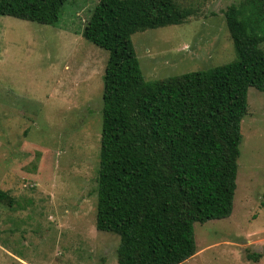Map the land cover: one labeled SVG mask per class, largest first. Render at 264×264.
<instances>
[{"label":"rangeland","instance_id":"rangeland-1","mask_svg":"<svg viewBox=\"0 0 264 264\" xmlns=\"http://www.w3.org/2000/svg\"><path fill=\"white\" fill-rule=\"evenodd\" d=\"M98 1L68 0L54 26L0 16V264H117L119 237L95 228L108 52L82 30ZM176 1L184 23L131 36L146 81L236 59L224 12L243 0ZM247 105L232 213L193 225L182 264H264L247 258L264 254V93Z\"/></svg>","mask_w":264,"mask_h":264},{"label":"trees","instance_id":"trees-1","mask_svg":"<svg viewBox=\"0 0 264 264\" xmlns=\"http://www.w3.org/2000/svg\"><path fill=\"white\" fill-rule=\"evenodd\" d=\"M67 1L0 0V16L54 26ZM190 16L176 0H99L82 30L108 52L95 228L119 237L117 264H182L196 253L193 225L232 213L247 92L264 93V0L224 12L234 61L146 81L131 36ZM1 202L12 198L0 191Z\"/></svg>","mask_w":264,"mask_h":264}]
</instances>
